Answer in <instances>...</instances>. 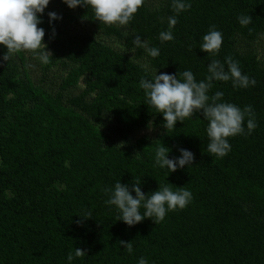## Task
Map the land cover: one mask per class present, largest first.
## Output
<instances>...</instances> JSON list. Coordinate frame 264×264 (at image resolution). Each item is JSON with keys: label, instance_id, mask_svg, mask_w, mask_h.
Listing matches in <instances>:
<instances>
[{"label": "trees", "instance_id": "1", "mask_svg": "<svg viewBox=\"0 0 264 264\" xmlns=\"http://www.w3.org/2000/svg\"><path fill=\"white\" fill-rule=\"evenodd\" d=\"M185 2L191 7L177 14L172 0H144L128 25L109 26L90 7L50 0L38 14L47 64L24 51L4 61L0 45V264H264V0ZM49 12L60 18L50 22ZM171 16L174 39L161 41ZM241 16L251 23L242 26ZM212 26L223 36L215 55L200 48ZM135 35L159 56L135 47ZM227 57L255 85L214 80L207 95L250 105L256 127L248 134L246 116L244 133L217 157L207 152L202 111L166 130L139 82L160 73L182 79L186 70L206 81L208 64L219 60L227 71ZM150 121L160 128L155 137L131 141ZM161 145L169 159L183 148L194 160L175 172L160 168ZM118 181L130 190L139 181L149 196L184 188L192 199L163 221L129 226L105 203L104 189ZM120 240L132 243L131 254ZM76 248L86 253L69 262Z\"/></svg>", "mask_w": 264, "mask_h": 264}, {"label": "clouds", "instance_id": "2", "mask_svg": "<svg viewBox=\"0 0 264 264\" xmlns=\"http://www.w3.org/2000/svg\"><path fill=\"white\" fill-rule=\"evenodd\" d=\"M50 0H0V45L7 49L3 56L4 61L22 51L31 52L42 63L47 64L51 52L46 50L44 43L45 30L38 27L41 23L40 15L48 6ZM69 8L77 6L90 7L95 20L105 25L126 26L132 20L134 14L143 6L144 0H63ZM172 9L179 14L191 7L185 0H172ZM51 20L58 19L56 12H49ZM251 16H241L239 22L242 26L251 23ZM177 19L175 16L168 18V31L160 33L161 41L174 39L172 29ZM54 31V29H53ZM251 31V30H250ZM223 43L222 33L215 30V26L203 36V43L200 45L202 51L215 55L219 52ZM133 44L137 48H143L152 58L159 56V49L149 47L147 41H142L139 35H135ZM227 68L219 60H212L208 64L206 81L197 82L190 70L177 74L160 73L153 79L141 78L140 88L144 90L146 104L155 109L156 113L163 116V127L172 130L176 127L177 121L183 122L190 118L194 112L203 113L207 120L206 129L208 144L207 152L211 156L223 157L231 149L228 138L244 133V121L247 116L248 134L255 129L254 113L252 107L245 106L241 110L238 106L218 102L223 97L222 92H216L213 96L207 95L212 87V82L229 80L233 87L247 88L249 84L255 85V80H250L247 75L242 74L238 63L231 57L226 58ZM211 102L209 103V101ZM169 148L161 145L155 148V163L160 168L167 167L169 172H175L177 168H184L194 160V154L181 148V155L175 159L168 158ZM135 192V196L132 194ZM104 192L109 196L106 204L115 205L120 213L118 220H122L129 226H133L146 217L151 218L155 223L163 221L168 211H175L177 208L184 209L192 199V193L184 188L173 191L168 186H161L159 190L146 195L140 187V182L131 184V190L127 184L116 182L114 189L105 188ZM143 206L144 213L140 208ZM80 216V215H79ZM91 212L86 217L90 218ZM76 223H81L77 220ZM120 245L126 248L128 253L133 252V245L130 241L120 240ZM86 251L80 248L75 249L74 255L69 253L67 260L71 262L76 257H83ZM138 264H148V261L141 257Z\"/></svg>", "mask_w": 264, "mask_h": 264}, {"label": "rangeland", "instance_id": "3", "mask_svg": "<svg viewBox=\"0 0 264 264\" xmlns=\"http://www.w3.org/2000/svg\"><path fill=\"white\" fill-rule=\"evenodd\" d=\"M114 46H117L116 43L110 41ZM261 49V47H259ZM49 51V50H48ZM159 75V74H158ZM160 128L159 125L155 124L153 121H150L146 127L137 130L131 136V141L135 140L138 137H147V138H154L155 135L159 132Z\"/></svg>", "mask_w": 264, "mask_h": 264}]
</instances>
